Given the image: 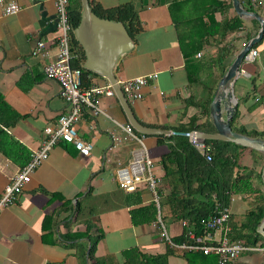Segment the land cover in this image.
<instances>
[{"label": "crops", "instance_id": "0c3cea01", "mask_svg": "<svg viewBox=\"0 0 264 264\" xmlns=\"http://www.w3.org/2000/svg\"><path fill=\"white\" fill-rule=\"evenodd\" d=\"M89 1L100 13L130 4L138 14L141 30L134 36L135 47L119 58L114 73L119 83L158 74L143 89L144 98L130 104L140 124L169 131L145 135L154 173L163 178L161 159L172 143V132L189 126L193 119L198 125L207 122L203 104L208 87L215 85L217 89L236 57L258 35L261 24L253 17L238 16L232 0H222L232 6L217 12L215 19L222 22L240 18L242 27L224 38L211 39L201 56L193 57L196 67L181 52L170 0ZM239 1L245 10L264 19V0ZM18 2L21 10L15 15L4 16L0 8V94L9 107L5 111L9 125L1 126L9 140H0V196L23 162L40 148L44 129L56 127L69 110L59 84L44 73V67L56 59L58 52L53 0ZM70 2V9L77 5V0ZM38 41L44 42L45 53L33 56ZM253 49L258 56L249 59L248 54L244 59L231 90L236 100L231 124L237 130L264 132V36ZM89 80L92 86L109 85L101 75H90ZM99 105L101 114L93 117L86 112L77 124L79 134L93 144L91 154L83 157L72 145L58 144L32 174L18 200L1 209L0 264H94L89 259L92 240H98L95 256L101 264H123L125 252L131 249L145 255H162L171 250L168 264H219L213 255L187 257V253L194 252L171 249L153 222L133 224L131 210L153 203V196L145 187L132 193L119 187L113 170L118 163L131 162L138 147L128 140L116 154L110 151L112 134H123L122 128L129 122L116 96L101 97ZM222 117L227 118L225 109ZM209 120L213 123L210 114ZM251 150L243 151L242 163L260 173L261 152ZM167 193L163 182L161 210L174 241L184 234L185 227L182 220L173 218L164 197ZM230 209L233 223L240 224L232 203ZM165 218L173 220L170 227ZM260 243L257 249L243 252L230 264H264V247Z\"/></svg>", "mask_w": 264, "mask_h": 264}, {"label": "trees", "instance_id": "16d2710c", "mask_svg": "<svg viewBox=\"0 0 264 264\" xmlns=\"http://www.w3.org/2000/svg\"><path fill=\"white\" fill-rule=\"evenodd\" d=\"M231 6V3L226 4L222 0H170L169 10L176 27L179 46L189 64L192 63L191 65L196 66L193 63V57L201 53L211 42V39L224 38L242 27L243 21L240 18L222 22L215 19L217 12ZM82 10L81 0H77L75 7L69 8L73 29H76L81 21ZM93 10L102 18L122 22L133 39L141 30L138 14L130 4L104 13H100L95 8ZM71 47L75 56L72 66L81 69L83 87L90 88L92 85L89 76L98 74L85 68V54L74 33L71 34ZM215 90V85L208 87L209 94L203 104V111L208 116L207 122L198 125L196 119H193L189 126L176 128L174 130L176 134L170 136L172 143L161 159L164 170L163 179L168 190V193L164 195L166 204L170 206L175 220H188L190 223L197 224L202 219L214 215L217 203L230 208L232 198L235 196H242L246 199L254 198L253 208L244 215L240 224L233 223V215L231 216L229 224L232 227V232L230 236L232 240L245 242L248 247H255L260 242L264 247V236L258 232V227L264 219V190L262 189L261 172L256 173L242 163L243 151L248 148L230 142L207 140L206 143L211 146L213 157L211 162H207L183 135V133L193 130L215 133L214 125L209 120L210 105ZM8 108L0 94V140L3 138L2 140L6 141L9 139L1 126L9 125L5 119V111ZM232 129L251 138L264 139V132ZM251 152L256 153L257 151L251 150ZM260 156L264 161V154L260 153ZM28 161L29 157L23 162V166ZM130 214L134 225L148 224L156 220L157 208L154 203H151L132 209ZM184 240V235L174 238L175 243H181ZM97 243L98 240H92L89 259L94 264H101V260L95 256ZM169 254H171V250L162 255H145L131 249L125 252L123 264H168ZM192 254L199 253H187L186 256L190 257Z\"/></svg>", "mask_w": 264, "mask_h": 264}, {"label": "built area", "instance_id": "2783aa9c", "mask_svg": "<svg viewBox=\"0 0 264 264\" xmlns=\"http://www.w3.org/2000/svg\"><path fill=\"white\" fill-rule=\"evenodd\" d=\"M55 8V25L57 38L56 59L44 67L45 76L59 84L61 96L69 106V110L64 114L56 127H46L44 129L45 139L39 149L31 153L27 164L22 166L12 177L10 183L0 196L1 209L14 204L22 194L25 187L31 182L32 174L37 168L48 159L51 150L60 143L69 144L74 147L79 155L87 157L93 150V144L85 140L77 129L78 122L86 112L93 117L98 116L103 111L100 107V98L103 96H115L113 88L110 86L83 87L82 71L72 66L75 56L71 47V34L75 29L70 21L69 8L70 0H53ZM0 8L4 16L15 15L21 10L18 0H0ZM45 44L38 41L33 56L44 55ZM201 56V53H198ZM258 56V51L252 49L248 58L254 59ZM158 74L153 73L142 77L127 79L120 82V87L129 103H134L144 98L143 89L156 80ZM260 101V98H256ZM123 134H112V146L110 151L116 154L117 149L128 140L134 141L137 150L134 157L127 164L118 163L113 170V176L119 187L127 193L138 191L145 187L153 196V203L157 208V218L153 222L155 228L160 232L161 238L171 249L201 253L205 256L213 255L219 264L234 263L239 256L248 250H255L256 247H248L245 242L231 239V209L217 203L215 213L207 219H202L199 223H190L182 220L185 227L184 238L181 243H175L167 231L161 210L160 189L163 185V178L154 173L155 164L150 158L145 144V135L139 134L128 124L123 127ZM175 135V132H172ZM189 139L191 145L205 158L211 162V146L199 137L197 131L183 133ZM233 201V198H232Z\"/></svg>", "mask_w": 264, "mask_h": 264}, {"label": "water", "instance_id": "95a60500", "mask_svg": "<svg viewBox=\"0 0 264 264\" xmlns=\"http://www.w3.org/2000/svg\"><path fill=\"white\" fill-rule=\"evenodd\" d=\"M232 2L238 16L257 19L261 24V28L258 35L244 47L218 83L210 105V115L217 133L198 132V135L205 141L230 142L264 154V139L239 134L231 126L236 104L231 90L241 73V65L244 59L247 58L254 46L263 39L264 19L257 13L245 10L239 0H232ZM81 4L83 8L81 21L74 34L85 54V68L107 78L129 124L135 131L144 135L169 133V131L149 128L139 123L115 76L114 70L119 58L135 47L134 39L129 35L125 25L119 21L100 17L93 10L89 0H81ZM223 109L227 113L226 120L222 117ZM261 180L264 187V165L261 171ZM258 232L264 236V219L258 227Z\"/></svg>", "mask_w": 264, "mask_h": 264}, {"label": "rangeland", "instance_id": "374dc122", "mask_svg": "<svg viewBox=\"0 0 264 264\" xmlns=\"http://www.w3.org/2000/svg\"><path fill=\"white\" fill-rule=\"evenodd\" d=\"M210 85V83H207ZM151 157V156H150ZM264 161L261 163V167H263ZM254 206V198H243L242 196H235L232 202V209L236 212L237 218L242 220L244 218L245 211L252 209ZM166 224L170 227L173 220L171 218H165Z\"/></svg>", "mask_w": 264, "mask_h": 264}]
</instances>
